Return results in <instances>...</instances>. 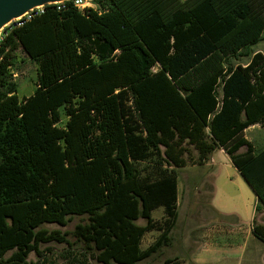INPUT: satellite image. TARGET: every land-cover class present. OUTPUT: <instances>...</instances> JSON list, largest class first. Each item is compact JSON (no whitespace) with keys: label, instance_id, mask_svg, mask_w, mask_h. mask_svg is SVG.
<instances>
[{"label":"trees","instance_id":"trees-1","mask_svg":"<svg viewBox=\"0 0 264 264\" xmlns=\"http://www.w3.org/2000/svg\"><path fill=\"white\" fill-rule=\"evenodd\" d=\"M94 4L45 5L0 45V264H46L41 243H72L42 224L73 216L71 233L96 264L150 257L171 242L176 169L219 148L264 205V146L244 133L264 132V53L253 50L264 0ZM21 46L37 78L19 97ZM151 229L159 234L142 249ZM253 232L264 242V224Z\"/></svg>","mask_w":264,"mask_h":264},{"label":"crops","instance_id":"crops-1","mask_svg":"<svg viewBox=\"0 0 264 264\" xmlns=\"http://www.w3.org/2000/svg\"><path fill=\"white\" fill-rule=\"evenodd\" d=\"M260 129L254 124L245 132ZM244 150L243 146L239 149ZM179 170L182 181L177 176V221L171 240L176 232L180 247L182 233L183 246L190 243L193 264H264V242L253 232L256 222L264 224V218H260L264 217V205L224 149L214 150L203 164L185 165ZM184 199L188 208L180 214ZM151 216L159 220L163 208L154 209ZM158 234L156 229L147 231L140 247L149 246Z\"/></svg>","mask_w":264,"mask_h":264},{"label":"rangeland","instance_id":"rangeland-1","mask_svg":"<svg viewBox=\"0 0 264 264\" xmlns=\"http://www.w3.org/2000/svg\"><path fill=\"white\" fill-rule=\"evenodd\" d=\"M253 50L260 51L264 53V40L259 44L253 46ZM16 54V64L13 66V79L18 84L17 94L19 97L27 96L31 94L35 88L36 78H37V67L32 61V53H28L24 47H20L15 51ZM246 58L242 57L241 62L244 63ZM246 136L252 140L254 146L258 149L264 146V132L260 130H252L244 132ZM178 180L182 181V173L177 171ZM188 208V200L184 199L183 203L180 205V214L184 213ZM156 212V211H155ZM264 218L263 215L260 217ZM81 221L80 216H73V218L64 226L57 223H44L42 226L47 229H59L61 231L68 232V239L72 243L67 245L65 243L49 242L41 243V248L44 249V257L47 259L46 264H96L94 260L89 258L88 255H84V249L82 243L75 240L72 235V231L77 222ZM256 222V221H255ZM137 223H145L143 218H140ZM258 223V222H256ZM182 228V227H180ZM175 234L173 232V241L171 240V245L162 246L160 250L151 255L150 257L137 261L135 264H159L166 258H177L182 264H193L190 260V248L183 246V237L180 234V247L179 242L175 239ZM28 258L30 260H35L36 256L34 253H30Z\"/></svg>","mask_w":264,"mask_h":264},{"label":"water","instance_id":"water-1","mask_svg":"<svg viewBox=\"0 0 264 264\" xmlns=\"http://www.w3.org/2000/svg\"><path fill=\"white\" fill-rule=\"evenodd\" d=\"M57 1L62 0H0V30L29 9Z\"/></svg>","mask_w":264,"mask_h":264},{"label":"built area","instance_id":"built-area-1","mask_svg":"<svg viewBox=\"0 0 264 264\" xmlns=\"http://www.w3.org/2000/svg\"><path fill=\"white\" fill-rule=\"evenodd\" d=\"M67 1H70L74 6H76L80 10H84L85 8H88V7H95V4H94L95 0H62V1H57V2L50 3V4L54 5L57 10H60L65 7ZM50 4H45V5H50ZM45 5L36 6L34 8H31L28 11L24 12L21 16L13 18L7 25H5L0 30V45L3 41L4 35L9 29H11L14 26H20L26 21L30 20L35 15L40 14L41 12H43Z\"/></svg>","mask_w":264,"mask_h":264}]
</instances>
